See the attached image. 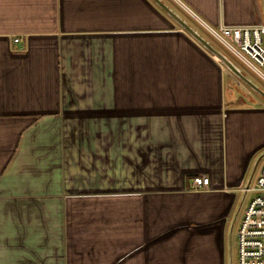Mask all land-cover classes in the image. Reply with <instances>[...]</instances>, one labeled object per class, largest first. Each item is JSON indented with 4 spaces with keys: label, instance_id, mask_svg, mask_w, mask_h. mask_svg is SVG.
Returning a JSON list of instances; mask_svg holds the SVG:
<instances>
[{
    "label": "crops",
    "instance_id": "obj_1",
    "mask_svg": "<svg viewBox=\"0 0 264 264\" xmlns=\"http://www.w3.org/2000/svg\"><path fill=\"white\" fill-rule=\"evenodd\" d=\"M162 1L205 37L193 14L257 24L245 0ZM250 91L154 0H0V264L223 256L264 164Z\"/></svg>",
    "mask_w": 264,
    "mask_h": 264
},
{
    "label": "built area",
    "instance_id": "obj_2",
    "mask_svg": "<svg viewBox=\"0 0 264 264\" xmlns=\"http://www.w3.org/2000/svg\"><path fill=\"white\" fill-rule=\"evenodd\" d=\"M207 34L228 54L264 81V23L211 27L193 14ZM16 39L15 42H19ZM195 191L209 188L208 177H196ZM243 192L252 196L246 203L236 234V264H264V164L253 183Z\"/></svg>",
    "mask_w": 264,
    "mask_h": 264
},
{
    "label": "rangeland",
    "instance_id": "obj_3",
    "mask_svg": "<svg viewBox=\"0 0 264 264\" xmlns=\"http://www.w3.org/2000/svg\"><path fill=\"white\" fill-rule=\"evenodd\" d=\"M243 11L249 19L259 23H264V0H245ZM206 35V34H205ZM206 37L220 50H222L241 70L242 72L254 83L256 84L263 92H264V81H262L258 76H256L252 71H250L248 68H246L244 65H242L238 60H236L234 57H232L230 54H228L214 39H212L208 34ZM264 72V69L262 70ZM251 97H255L256 99L263 101L264 98L257 93L250 91ZM240 195L235 197L234 200V206L231 208V213H233V216L231 219H229L227 226L225 227V235L224 237V253L223 256L220 254H217L216 250H214L211 246L204 247L202 250L198 264H230V262H233V264H236V234L238 225L240 222V218L234 219L235 217V209L238 208ZM252 196L251 193L247 194L246 197V203L248 202L249 198ZM227 205L228 203H223L221 206ZM234 208V209H233ZM234 210V211H233ZM222 215H224L225 208H222L219 210ZM229 212V211H228ZM226 219V217H223ZM223 220L221 222L223 223ZM232 220V221H231ZM220 222V223H221Z\"/></svg>",
    "mask_w": 264,
    "mask_h": 264
},
{
    "label": "water",
    "instance_id": "obj_4",
    "mask_svg": "<svg viewBox=\"0 0 264 264\" xmlns=\"http://www.w3.org/2000/svg\"><path fill=\"white\" fill-rule=\"evenodd\" d=\"M168 15H170L183 29H185L198 43H200L209 53L224 65L241 83L246 85L251 91L264 98V92L254 84L242 70L218 47H216L207 37L195 29L189 22L181 17L174 9L165 4L162 0H154ZM250 182L247 186H249ZM233 264V262H230Z\"/></svg>",
    "mask_w": 264,
    "mask_h": 264
},
{
    "label": "flooded vegetation",
    "instance_id": "obj_5",
    "mask_svg": "<svg viewBox=\"0 0 264 264\" xmlns=\"http://www.w3.org/2000/svg\"><path fill=\"white\" fill-rule=\"evenodd\" d=\"M246 197H247V194H246V193H242V194L240 195V200H239V204H238L239 206H238L237 209H235V210H236V211H235V217H234L235 220H236L237 218H239V217L242 216V213H243L244 207H245V205H246ZM233 209H234V208H233ZM233 211H234V210H233ZM233 213H234V212H233ZM233 213H232L230 219L232 218ZM231 221H232V220H231Z\"/></svg>",
    "mask_w": 264,
    "mask_h": 264
}]
</instances>
